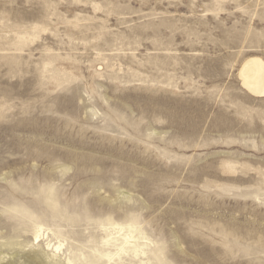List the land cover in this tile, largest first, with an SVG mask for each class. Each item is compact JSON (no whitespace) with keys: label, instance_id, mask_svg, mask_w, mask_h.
Instances as JSON below:
<instances>
[{"label":"rangeland","instance_id":"1","mask_svg":"<svg viewBox=\"0 0 264 264\" xmlns=\"http://www.w3.org/2000/svg\"><path fill=\"white\" fill-rule=\"evenodd\" d=\"M252 58L264 0H0V264H264Z\"/></svg>","mask_w":264,"mask_h":264},{"label":"bare ground","instance_id":"2","mask_svg":"<svg viewBox=\"0 0 264 264\" xmlns=\"http://www.w3.org/2000/svg\"><path fill=\"white\" fill-rule=\"evenodd\" d=\"M240 76H241L242 83H243L244 87L251 94H253L257 97H264V60H262L260 58H252V59L248 60L243 65L241 72H240ZM42 230L43 229L41 226H38L35 228V232H34L35 233V236H34L35 242H39L41 240L40 238H42V235H43V234H41ZM122 230H123V228H122ZM126 244H129L128 241L126 242ZM136 244H134V245H136ZM131 245H132V243H131ZM137 246H136V248H134L135 254L139 253V255H140V253H143V254L146 253L143 248L141 249L140 247H137ZM141 246H144V245H141ZM61 247H62V244H59L58 246H54V247H52V244L47 245V248L51 249L55 253L54 255H57L60 252ZM124 248L125 247H122L120 251L121 252L124 251V254H126ZM130 248H131V246H130ZM69 264H71V262H69Z\"/></svg>","mask_w":264,"mask_h":264}]
</instances>
